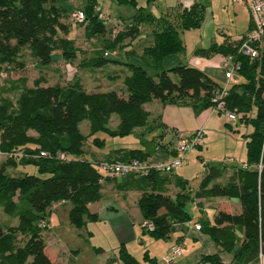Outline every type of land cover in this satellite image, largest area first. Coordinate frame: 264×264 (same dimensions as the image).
Returning a JSON list of instances; mask_svg holds the SVG:
<instances>
[{"label": "trees", "instance_id": "1", "mask_svg": "<svg viewBox=\"0 0 264 264\" xmlns=\"http://www.w3.org/2000/svg\"><path fill=\"white\" fill-rule=\"evenodd\" d=\"M58 1L0 0V72L23 68V62L18 60L23 48L42 66L48 65L58 52L65 59L75 58L77 47L69 36L72 26L66 21L72 8L68 10ZM117 2L131 4L136 11L130 23L119 19L123 29L112 39H105V48L114 53L117 40L129 37L134 41L141 24H153L152 42L144 44L139 53L142 63L111 60L108 50L96 47L79 65L82 68H99L108 62L126 65L129 70L123 78L126 93L123 89L87 91L78 81L64 85L35 82L28 87L24 79H17L11 81L13 89L0 85V154L4 155L0 161V209L8 219L0 222V264H57L45 254L40 233L50 208L58 202L69 203L67 218L76 228L97 219L88 204L101 198V180L109 176L99 168L103 161L83 158L89 136L99 131L125 136L145 126L150 114L143 105L153 99L189 103L195 109L211 108V98L222 88L197 67L179 63L162 68L167 55L184 50L179 29L200 26L201 6L194 3L190 8L155 16L152 12L145 13L136 0ZM96 7H100L97 0H87L80 7L85 13L82 23L85 37L89 39L102 38L111 26L102 23ZM244 38L245 35L233 43L213 44L200 53L230 56L244 78V82L228 88L225 102L229 110L241 114V120L253 127L245 137V164L237 167L224 184L215 182L221 175L220 169L210 166L194 192L183 185L173 197L167 193L173 170L151 169L143 175H128L136 180L140 191L137 205L142 223L149 221L154 226L150 231L143 226L147 233L154 238H167L176 223H198L199 229L222 250L237 248L236 261L246 264L264 254V40L259 55L251 58L239 51ZM17 89L18 94L11 99V93ZM112 114L118 118L115 128L108 125ZM84 120L88 123V134L79 127ZM93 143L104 145V140L94 138ZM151 150L149 143L144 148L116 149L112 161H146ZM58 153H63L65 159ZM17 164L34 166L36 174L6 173L7 167ZM211 197L237 198L241 211L220 210L209 224L194 218V213L186 208L193 199ZM12 218L14 224L9 222ZM119 258L124 264H140L123 246ZM144 260L157 264L148 255ZM201 263L229 264L216 254L203 256Z\"/></svg>", "mask_w": 264, "mask_h": 264}, {"label": "crops", "instance_id": "2", "mask_svg": "<svg viewBox=\"0 0 264 264\" xmlns=\"http://www.w3.org/2000/svg\"><path fill=\"white\" fill-rule=\"evenodd\" d=\"M136 1L138 4L140 3L139 0ZM217 1L218 0H195V2L189 6L179 7L177 11H181L184 8H190L194 3L202 8L212 7L216 5ZM229 1L231 2V0ZM240 5L246 7L243 4ZM246 23V29L239 34V36L226 34L225 32L220 31L221 37H218L214 42L211 40L213 38L212 36L209 38L207 37L206 40L208 43L199 46L195 56L191 57L189 60L192 63L190 66L202 70L220 87L225 85L230 87L231 82H233V84L244 82V78L238 73L236 68L232 71L231 78L227 76L228 67L233 63L230 56H225L219 52L205 55L200 53V50L209 48L212 43L218 45L223 43H233L243 38L252 26L249 11ZM145 27L149 28L148 32H142ZM153 28V24H141L138 27L139 32L137 34V39L134 41H131L130 39L123 45H134L136 47L138 42L144 41L145 39H150V41L148 43L145 41L144 44H150L152 42ZM144 44L142 47L145 46ZM181 53L182 52L167 55L162 61V68L169 69L179 63L185 64L180 58ZM233 84H231V86ZM122 92L126 93L124 88ZM151 105L153 107L149 108ZM183 105L184 104L163 102L156 99L146 102L143 105L150 115L147 124L143 127H139L141 128V131H139L140 133L138 134L142 139L140 141L141 145L134 148H144L147 146V143H149L152 150L146 157L147 163L155 164L156 162H168L174 159L176 157L175 147L177 138L181 135L179 131H192L201 128L204 132V124L211 119L213 114L220 112L212 110L210 107H205L203 112L201 111L202 113H200V115L205 114V116L199 122L200 117H196L190 104L185 103V106ZM151 118L153 121L149 123ZM188 123L195 124L196 128H190ZM226 123L230 125L228 122ZM137 128H135L133 132ZM159 128H161L162 132L157 133V135L152 134V138L146 139L142 136L146 132H153ZM83 133L88 134V125L86 126V132ZM96 134L97 132L87 138L84 146L85 154L83 155V158L90 161H112L114 160V150L121 148L130 149L129 147L117 146L109 151H104L105 139ZM167 135L171 136V140H165V136ZM94 138L104 140V145L93 143ZM145 142L147 143L145 144ZM198 147L201 149L202 145L200 144L196 148ZM171 157L173 158L171 159ZM229 162L234 164V160L232 161L231 159L227 162H223L222 165L218 167L221 171V175L215 180V182L224 184L235 173L238 166H236V164L232 167L225 166ZM201 163L204 166L203 172L200 174V179L195 185L191 184L189 175L175 171V169L179 167L172 171L170 174V183L167 185V193L169 196L173 197L183 185L188 186L193 192L197 189L200 180L210 167V164L205 159L203 160L201 158ZM243 164H245V162H243L241 166H243ZM224 172H226V180L221 182V177ZM135 181L136 180L130 178L129 175L116 178H103L101 180V198L98 201L88 204L89 211L96 214L97 219L86 222L81 228H76L69 223L67 218L69 209L68 202L61 201L56 203L54 207L50 208L46 219L44 220V232L42 230L40 233L44 242V252L50 261L57 264H124L119 258V249L123 246L131 256L140 262V264H149L144 260V256L148 255L151 258L155 257L153 255L157 253L152 255V249L156 242H158V239H164L166 244L163 248L161 257L166 254V251L170 246L174 244L181 246L182 253L174 259L172 264H202L201 258L203 256L213 254L218 255L223 262L229 264H245L236 261L237 248L231 251L222 250L206 232L196 228L193 225V222L176 223L173 231L167 238H154L147 233L142 226L143 218L137 205L140 191ZM218 198L219 197L193 199L191 201L194 202L193 211L189 212L191 214L194 213V218L197 220L208 221L209 224H212L213 217L218 211L224 210L230 212V210L228 211L220 208V205L223 202L219 203ZM223 204L229 208L232 207L235 202L226 201ZM208 209L213 210L211 217L207 213ZM6 220L8 219L5 218L2 222H6ZM9 222L14 224L15 218H12ZM246 264H264V254L260 253L255 261Z\"/></svg>", "mask_w": 264, "mask_h": 264}, {"label": "rangeland", "instance_id": "3", "mask_svg": "<svg viewBox=\"0 0 264 264\" xmlns=\"http://www.w3.org/2000/svg\"><path fill=\"white\" fill-rule=\"evenodd\" d=\"M87 0H60V4L66 5L68 10L72 8L81 10L80 7L85 5ZM103 13L116 17L118 19L131 22V18L136 11V7L131 4H119L117 0H97ZM138 6L143 7L145 13L152 12L155 16H160L168 12H174L179 7L189 6L195 0H139ZM74 7V8H73ZM66 19L72 26L69 36L73 37L75 46L77 47L76 56L74 59H65L60 55V52L54 54V57L48 65L42 66L31 56L28 49L23 48L18 55V60L23 62L22 69H3L0 72V85L4 84V87H11V81H17V79H24L26 86H32L35 82H42L43 85L47 84H61L64 85L67 82L78 81L79 84L87 91H106V90H119L123 89V78L129 73L126 63L141 64L140 51L142 45L147 41L138 42V45L124 46L123 44L130 40L129 37H122L117 40L118 47L116 51L110 52L105 48V39H112L115 33H118L123 29V24L117 26L111 25L107 27L106 33L101 36L102 38H87L85 37L84 24H75L72 19ZM202 18L199 27L179 29V36L183 42L184 50L181 53L180 58L185 64L192 65L189 61L191 57L195 56L199 46L201 44L208 43L206 38L212 36L214 42L218 37H221L220 31L226 34L239 36L246 29V22L248 19V10L246 7L230 2L229 0H218L215 6L202 8ZM148 32L149 28L145 27L142 32ZM117 39V38H116ZM143 40V39H141ZM214 44V43H212ZM211 44V45H212ZM98 47L102 50H108V58L111 60H118L124 64L108 62L99 68H82L79 65L81 59L86 57L90 51ZM135 48V49H132ZM223 83V82H222ZM233 84V82L230 83ZM222 86V85H221ZM19 89L11 93V99H14L18 94ZM180 104L185 103L180 102ZM153 107L152 105L149 108ZM196 117H200L199 122L203 119L205 114L200 115L205 108L195 109L190 104ZM202 111V112H201ZM200 115V116H198ZM153 119L151 118L149 123ZM228 122L230 125H228ZM118 123V118L115 114L111 116L109 121V127L114 128ZM190 128H196L195 124L188 123ZM87 121L84 120L80 123L79 127L82 132H86ZM141 128H137L133 133L125 136H112L106 132L99 131L97 136H101L105 139L104 151H109L114 147H129L134 148L141 145V137L138 135ZM201 129V128H198ZM184 131L180 130L179 133L185 136L192 135L196 130ZM253 127L250 124L241 120V114L237 115V119L228 120L224 112L215 113L211 119L204 124V140L201 143L202 148H194L187 154V161L184 165L175 169L177 172L186 173L190 176L192 185L198 183L200 174L203 172V165L201 158L207 160L210 166L220 167L222 161L230 157L234 164L240 167L243 162L246 161V147L245 137L252 131ZM162 132L161 128L156 129L153 132H146L142 136L146 139L152 138L153 135ZM165 140H171V136H165ZM173 157H171L172 159ZM4 159V155L0 154V161ZM231 162V161H230ZM228 163L225 166L232 167L233 163ZM36 174L35 167L32 165L17 164L14 167H7L6 173L9 175H19L21 173ZM226 180V172L221 177V182ZM219 203L226 201L235 202L232 207H226L225 204H221L220 208L230 210V212L239 213L241 206L239 200L236 198H218ZM194 202H188L186 205L187 210L193 211ZM208 215H212L213 210H207ZM6 218V215L0 209V222ZM44 232V230H43ZM191 241V240H190ZM166 241L164 239H158L155 246L152 249V255L157 264H166L163 260L162 251L165 247ZM177 264V263H175Z\"/></svg>", "mask_w": 264, "mask_h": 264}, {"label": "built area", "instance_id": "4", "mask_svg": "<svg viewBox=\"0 0 264 264\" xmlns=\"http://www.w3.org/2000/svg\"><path fill=\"white\" fill-rule=\"evenodd\" d=\"M233 3L243 4L247 7L251 21L252 28L246 33L244 40L242 41L239 51L248 55L251 58H255L259 55L260 47L262 46L264 40V0H231ZM99 12L98 17L102 23L106 25H119L120 21L116 17H111L108 14L102 12L100 7H96ZM70 18L75 23H83L85 21V13L83 10L74 9L70 13ZM228 67L227 76L232 77V71L236 68L238 69V64L233 62ZM228 86H223L212 98V110H217L224 112L228 120H234L237 118V114L227 108L225 97L227 96ZM204 132L202 129L196 130L192 135L185 136L180 135L176 142V157L168 162H156L155 164H149L146 161H139L137 159H132L126 162H115V161H103L99 164L101 172L106 176L116 178L125 176L128 174H146L151 169L161 170L163 172H171L177 167L185 164L187 161V154L197 146H199L203 140ZM43 155V153H40ZM60 158L65 159L63 153H58ZM231 160L227 157L223 162ZM196 228H200L198 223H193ZM142 226L147 230H153V224L149 221H144ZM182 253L181 246L174 244L170 246L166 254L163 256V260L166 264H172L177 256ZM210 264V263H206Z\"/></svg>", "mask_w": 264, "mask_h": 264}]
</instances>
